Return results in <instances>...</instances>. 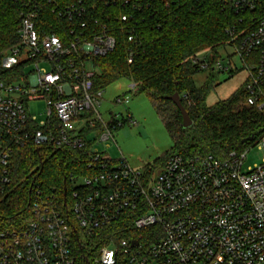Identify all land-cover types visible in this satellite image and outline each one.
<instances>
[{
	"label": "built area",
	"instance_id": "2783aa9c",
	"mask_svg": "<svg viewBox=\"0 0 264 264\" xmlns=\"http://www.w3.org/2000/svg\"><path fill=\"white\" fill-rule=\"evenodd\" d=\"M18 1L19 44L10 55L34 69L0 80V201L12 190L16 147L79 151L82 168L70 174L69 194L66 185L60 193L33 177L26 226L0 227V264H77V229L86 240L124 221L134 234L101 247L96 263L115 264L123 256L128 264H264V157L243 169L244 150L224 158L174 154L149 171L100 150L132 117L117 121L111 111L106 120L100 112L104 90L94 89L93 60L112 52L117 40L106 24L112 18L99 8L129 9L120 16L126 22L158 0ZM218 1L240 16V28L228 30L232 52L193 63L224 74L246 69V104L264 111V0ZM135 38L129 30L128 40ZM38 99L47 106L41 121L27 109V101ZM250 142L264 152V132Z\"/></svg>",
	"mask_w": 264,
	"mask_h": 264
},
{
	"label": "trees",
	"instance_id": "16d2710c",
	"mask_svg": "<svg viewBox=\"0 0 264 264\" xmlns=\"http://www.w3.org/2000/svg\"><path fill=\"white\" fill-rule=\"evenodd\" d=\"M166 2L158 0L145 11L134 13L133 21L126 22L120 16L130 13L129 9L99 8L101 14L112 18L106 24L117 44L112 52L93 60L95 90H105L116 80L127 79L136 92L148 96L173 137V150L151 169L147 167L149 171L162 166L174 154L213 153L224 158L231 151L243 150L249 144L244 139L252 136L250 143H253L264 132V111L246 104L245 83L231 96L208 104V96L216 85L213 72L210 70L201 85L194 79L200 70L193 59L200 52H206L210 61L221 58L220 51L230 44L228 30L233 26L240 28V16L218 0ZM21 11L18 0H0V80L7 82L25 74L26 62L13 60L9 66L3 65L6 55L19 44ZM129 30L136 34L133 41L128 40ZM176 92L193 121L188 128L183 127L181 112L169 99ZM242 101L244 105L239 106ZM80 154L75 150L37 149L32 145L14 148L12 190L0 201V227L26 226L33 177L47 189L56 188L60 193L66 185L69 194L70 174L75 175L82 168L76 161ZM129 226L126 221L115 223L85 242L81 230L77 229L79 238L74 244L77 264H101L95 262L98 250L111 242L117 245L130 238L135 231L128 230ZM115 264L128 262L119 256Z\"/></svg>",
	"mask_w": 264,
	"mask_h": 264
},
{
	"label": "rangeland",
	"instance_id": "374dc122",
	"mask_svg": "<svg viewBox=\"0 0 264 264\" xmlns=\"http://www.w3.org/2000/svg\"><path fill=\"white\" fill-rule=\"evenodd\" d=\"M221 55L225 56L232 52L227 46L221 51ZM206 52H200L199 57H204ZM24 56L18 57L23 59ZM11 55H6L3 61L4 66L12 64ZM32 64H26V70H33ZM215 77L216 85L208 96V104H214L221 99L231 96L235 90L244 85L247 80L248 72L246 69H236L232 74L219 73L212 71ZM210 70H203L194 76L198 85H201L209 75ZM128 96L130 101L128 104H117L114 99L116 96ZM244 105L240 102L239 106ZM46 101L43 99L27 101L28 113L35 115L38 121L44 120L46 114ZM117 121H121L123 117L130 115L132 122H126L113 132V139L104 143H100L99 147L103 153L113 159L125 158L130 166L135 170L149 167L150 169L157 164L164 155L173 150L174 139L167 131L163 121L154 109L150 99L143 93L136 92L131 88V83L120 78L111 83L105 90L103 95V103L100 112L104 118L108 120L110 113ZM246 151V159L243 169L254 167L256 164L262 163L264 152L258 145H248L243 147ZM158 166V165H157ZM32 175V173L30 172ZM83 242L85 239L83 238Z\"/></svg>",
	"mask_w": 264,
	"mask_h": 264
},
{
	"label": "water",
	"instance_id": "95a60500",
	"mask_svg": "<svg viewBox=\"0 0 264 264\" xmlns=\"http://www.w3.org/2000/svg\"><path fill=\"white\" fill-rule=\"evenodd\" d=\"M169 99L172 100L177 105V107L179 108L181 115H182L183 127L188 128V127L192 126L193 121H192L190 115L188 114L187 110L183 106L179 93H177V92L174 93L172 96L169 97ZM251 140H253L252 136L244 139L243 142L251 141Z\"/></svg>",
	"mask_w": 264,
	"mask_h": 264
},
{
	"label": "crops",
	"instance_id": "0c3cea01",
	"mask_svg": "<svg viewBox=\"0 0 264 264\" xmlns=\"http://www.w3.org/2000/svg\"><path fill=\"white\" fill-rule=\"evenodd\" d=\"M109 113L111 112V110H107Z\"/></svg>",
	"mask_w": 264,
	"mask_h": 264
}]
</instances>
